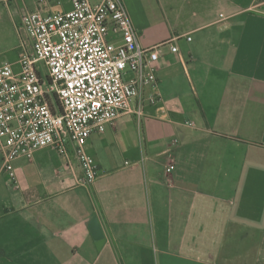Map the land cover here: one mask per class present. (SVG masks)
I'll return each instance as SVG.
<instances>
[{
	"label": "crops",
	"instance_id": "obj_1",
	"mask_svg": "<svg viewBox=\"0 0 264 264\" xmlns=\"http://www.w3.org/2000/svg\"><path fill=\"white\" fill-rule=\"evenodd\" d=\"M122 1L142 47L180 38L158 100L89 138L86 186L72 145L16 160L13 182L0 157V264H264V0ZM37 7L0 1V66Z\"/></svg>",
	"mask_w": 264,
	"mask_h": 264
},
{
	"label": "built area",
	"instance_id": "obj_2",
	"mask_svg": "<svg viewBox=\"0 0 264 264\" xmlns=\"http://www.w3.org/2000/svg\"><path fill=\"white\" fill-rule=\"evenodd\" d=\"M71 5L55 13L38 0L16 26L17 60L0 66V157L11 182L16 160L44 148L69 158L71 145L79 185L94 182L98 172L85 144L124 114L147 116L146 106L158 100L156 65L166 49L178 52L179 37L142 47L122 0ZM173 170L169 165L166 174Z\"/></svg>",
	"mask_w": 264,
	"mask_h": 264
},
{
	"label": "rangeland",
	"instance_id": "obj_3",
	"mask_svg": "<svg viewBox=\"0 0 264 264\" xmlns=\"http://www.w3.org/2000/svg\"><path fill=\"white\" fill-rule=\"evenodd\" d=\"M92 1H95V0H92Z\"/></svg>",
	"mask_w": 264,
	"mask_h": 264
}]
</instances>
